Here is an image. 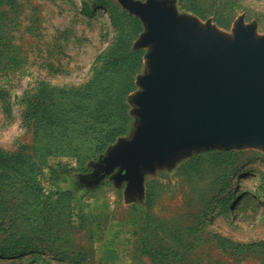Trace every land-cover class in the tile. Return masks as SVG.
<instances>
[{"label":"rangeland","instance_id":"obj_1","mask_svg":"<svg viewBox=\"0 0 264 264\" xmlns=\"http://www.w3.org/2000/svg\"><path fill=\"white\" fill-rule=\"evenodd\" d=\"M152 1L221 41L233 44L244 29L264 42V0H194L233 15L229 28L179 0H0V86L11 103L3 110L0 99V149L25 153L28 173L0 184V264H264V244L250 251L229 247L264 243L263 140L183 141L167 156L140 163L137 184L119 177L120 165L108 164L109 154L146 123L141 82L152 73L155 42L146 38L147 21L137 9ZM101 3L112 14L119 8L142 19L134 45L145 49L144 65L128 97L126 133L95 155L93 141L84 143L75 156L58 145L83 146L81 137L91 133L78 139L71 132V144L63 135L38 136L25 97H33L38 80L75 87L89 77L114 35L111 11ZM226 151L236 155L217 154Z\"/></svg>","mask_w":264,"mask_h":264},{"label":"water","instance_id":"obj_2","mask_svg":"<svg viewBox=\"0 0 264 264\" xmlns=\"http://www.w3.org/2000/svg\"><path fill=\"white\" fill-rule=\"evenodd\" d=\"M146 38L155 42L152 73L140 95L146 123L131 142L109 154L119 177L139 181V165L195 139L264 141V42L237 30L233 44L194 23L181 24L173 10L152 1L141 6Z\"/></svg>","mask_w":264,"mask_h":264},{"label":"trees","instance_id":"obj_3","mask_svg":"<svg viewBox=\"0 0 264 264\" xmlns=\"http://www.w3.org/2000/svg\"><path fill=\"white\" fill-rule=\"evenodd\" d=\"M179 2L203 19L212 16L220 27L229 28L232 24L233 15H225L217 7L214 10L208 9L194 0ZM101 6L111 11L114 35L106 49L96 56L89 77L75 87L60 86L51 80H38L33 97H25L26 118L38 136L45 135L57 140L58 135H63L62 141L71 144L72 141H68L71 132L76 133L73 138L78 136V139L83 134L91 133L89 137H81L80 140L85 141L83 146L58 145V150H71L70 153L75 156H80L83 152L84 143L93 141L90 150L95 155L104 151L118 136L126 133L131 120L128 97L136 90L137 74L144 65L145 49L134 45L145 27L142 19L125 9H113L115 13L112 14V8L104 3ZM6 93L7 90L0 86V99L6 102L3 103V110L11 107V103L6 100ZM217 154L220 157H234L236 152ZM26 164L25 153H10L0 149V184L11 176L25 179L28 174ZM225 242L231 243L229 239H225ZM262 244L264 243L233 242L229 247L232 246L235 251H250Z\"/></svg>","mask_w":264,"mask_h":264}]
</instances>
